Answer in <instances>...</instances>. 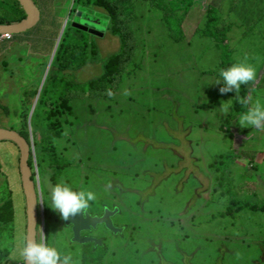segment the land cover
<instances>
[{
	"label": "rangeland",
	"instance_id": "1",
	"mask_svg": "<svg viewBox=\"0 0 264 264\" xmlns=\"http://www.w3.org/2000/svg\"><path fill=\"white\" fill-rule=\"evenodd\" d=\"M108 1L118 11L127 47L118 71L97 90L83 83L101 72L93 57L82 69L59 70L83 86L47 85V79L63 37L90 46L96 36L103 59L118 50L102 10L83 15L86 7L75 0H45L47 15L42 12L33 28L0 35V128L26 130L34 145L29 164L47 243L70 253L75 264H264V211L255 207L264 204V129L242 126L240 117L229 124L241 88L238 95L221 93L223 81L215 82L226 68L222 43L206 32L207 5L219 10L217 28L228 27L232 58L247 61L260 41L244 40L247 21L232 28L229 0H188L189 9H173L169 0ZM19 12L16 0H0L6 22ZM73 21L103 34L79 33ZM256 25L264 29V15ZM254 69L262 77L250 82V107L264 105V87L257 84L264 64ZM222 103L229 106L227 115ZM235 125L248 137L237 141L226 171L232 195L218 168L219 157L234 150ZM20 159L14 142L0 141V205L12 198L15 209V228H0V264H22L10 259L19 256L27 232ZM58 182L94 191L87 209L92 215L118 208L113 220L123 232L99 225L83 234L101 245L72 242L71 226L50 207L49 185ZM236 194L254 206L235 204Z\"/></svg>",
	"mask_w": 264,
	"mask_h": 264
},
{
	"label": "trees",
	"instance_id": "2",
	"mask_svg": "<svg viewBox=\"0 0 264 264\" xmlns=\"http://www.w3.org/2000/svg\"><path fill=\"white\" fill-rule=\"evenodd\" d=\"M17 1L18 8H19V15L18 19L14 20L13 22H6L5 18L6 16L0 17V24L2 23H15L17 21H21L23 18L27 16L26 12L24 9L20 6V3ZM170 4L172 5L173 9H177L179 7H185L186 9H189L193 6V1H188V0H169ZM75 4L82 7H86L85 9H82V14L84 15L85 12L87 13L88 9H91V6H98L102 11L105 13V15H108V21H109V31L112 34L117 35L119 39V48L116 52H111L107 54L109 57L103 59L102 57V51L100 48V45L98 43L97 37L94 36L93 39L91 40L90 46L87 44L86 40H83V43H77L73 42L70 40H67L66 38H62L56 54H55V68L52 71V73L49 74L48 79H47V85H50L51 83H60L64 82L65 85L73 87V86H83L88 88V89H93L97 90L102 87L104 82L110 78L115 72L118 71V66L119 62L126 52V47H127V39L123 35L121 28L117 25V17H118V11L116 8L108 1V0H75ZM75 9V7H73ZM79 9L76 8V13ZM22 12V13H21ZM206 12H207V35L215 38L217 41L222 43V65L225 68L230 67L232 64L240 62L234 58H232V52L229 49L228 46V38L226 36V31L228 27H225L223 29H218L217 24L221 18L219 10L216 6L209 4L206 7ZM77 28V27H76ZM77 31L80 33V31H85L81 28H77ZM89 47L91 49H89ZM89 53V54H88ZM96 60L101 64V72L90 79H88L86 82H83L82 84L75 83V82H70L73 81V79L70 76H65L62 75L59 70H76V69H82L88 62L92 61L91 59ZM103 59V60H102ZM251 88H250V83L241 85V96L237 100L235 104V110L234 113L232 114L229 124H232L233 121L241 117L243 113L247 111V109L251 105ZM248 100L249 103L245 105L242 103L243 100ZM25 118L23 119L24 121L26 120V115H24ZM234 127L231 126L230 132L233 137H235V132L233 130ZM21 135L25 138V140L30 143V136L28 131L24 130L20 132ZM237 150L234 148L233 152L230 155H225L219 157L221 161L219 162V165L221 168H218L220 170L221 177L220 181L222 182V186L226 189V191L230 194H234L233 189L231 188V181L227 178V168L229 167L230 163L234 161L235 154ZM30 160H33V156L31 154ZM32 162V161H31ZM30 162V165L32 164ZM31 167V166H30ZM21 173V169H20ZM34 180V177H32ZM235 204L240 205L241 207H251L254 206L250 204L248 201H242L239 198L236 197L233 199ZM256 209H261L264 211V204L261 206L256 205ZM26 212H27V206H26ZM4 226V227H3ZM5 228V230L11 228H15V209H14V201L12 198H9L5 200L1 205H0V228ZM264 255V252H262ZM223 257V255H221ZM217 264H222L221 262H217Z\"/></svg>",
	"mask_w": 264,
	"mask_h": 264
},
{
	"label": "clouds",
	"instance_id": "3",
	"mask_svg": "<svg viewBox=\"0 0 264 264\" xmlns=\"http://www.w3.org/2000/svg\"><path fill=\"white\" fill-rule=\"evenodd\" d=\"M10 35L12 36L13 34L10 33ZM220 77L221 79L215 81L217 84L223 81L224 86L220 88V92L227 93L235 90L238 95L241 85L255 81L256 71L250 64L237 62L226 69H222L220 71ZM107 94L112 96L114 93L109 90ZM242 103L247 105L249 101L245 99ZM228 108V105L222 103L221 111L225 115L228 113ZM239 123L242 126L264 129V105L257 101L241 115ZM31 154L33 156V150ZM49 192L51 198L50 207L60 213L61 218L64 220H68L78 213L85 212L89 208L90 202L96 199V193L94 191L84 188L74 189L65 182L50 184ZM18 253V257L11 256L10 259L19 260L22 264H75L70 253H61L56 247L47 243L43 230L36 225L30 211L28 229L20 238Z\"/></svg>",
	"mask_w": 264,
	"mask_h": 264
},
{
	"label": "water",
	"instance_id": "4",
	"mask_svg": "<svg viewBox=\"0 0 264 264\" xmlns=\"http://www.w3.org/2000/svg\"><path fill=\"white\" fill-rule=\"evenodd\" d=\"M22 8L26 12L27 16L21 21L13 24H0V35L5 33H19L32 26H34L40 18V10L36 6L33 0H18ZM73 25L87 30L93 34L102 35L98 33L97 29L86 26L82 23L73 22ZM61 39V36L59 40ZM8 140L14 142L20 150V169L22 177V186L26 195V206H27V229H28V218L29 211L31 216L34 218L36 225L39 223L38 216V195L35 188L34 180L32 179V170L29 165V159L34 145L30 141L28 143L25 138L16 130L8 128H0V141ZM118 213V208L109 209L105 208L104 213L101 216L92 215L88 210L76 214L70 217L68 220H64L65 225L71 226L72 238L71 241L80 244L93 243L95 246L101 245V241L93 236L84 235L85 231H92L97 229L99 225H103L108 231L113 234L122 233L124 228L115 225L113 217Z\"/></svg>",
	"mask_w": 264,
	"mask_h": 264
},
{
	"label": "crops",
	"instance_id": "5",
	"mask_svg": "<svg viewBox=\"0 0 264 264\" xmlns=\"http://www.w3.org/2000/svg\"><path fill=\"white\" fill-rule=\"evenodd\" d=\"M34 1V0H33ZM39 3V10H40V18L39 19H43L44 16H46L47 14L44 13V7H45V0H36ZM53 0H51L52 2ZM229 4H230V15L233 14L232 16V28L236 26L237 21H247L248 26L246 29L242 30V34H246V36L244 37V40L246 41L247 38H250L251 41H253L254 39H257L258 41H260V44L254 48L253 50H250V58L246 59L247 61L241 60L243 63H247L250 64L253 68L257 65H261L264 64V34L262 37H260L261 32H264V29L257 26L256 25V21L262 16L264 15V0H229ZM37 6V5H36ZM93 8L98 9V10H102L100 9V7L98 6H91V9H88L87 12L91 11ZM42 12L44 13V16L42 15ZM82 12V11H81ZM239 19V20H237ZM12 24V23H11ZM32 27L19 32V33H12L13 35L16 34H23L25 33L27 30H30ZM231 35V42L233 40V33H230ZM41 45V44H40ZM234 51H236V49H234ZM237 52V51H236ZM262 52V53H261ZM242 59L241 57H239L238 60ZM256 79H260L262 77V75L260 77H258V75H256ZM257 84H262V87H264V79L259 80L257 82ZM260 95H258L257 99L259 98ZM240 126L235 125V127L233 128L235 134V137H233L231 135L230 140H231V144L234 145V148L238 149L239 145L237 141H240L242 137H248L245 135H242L241 132L242 130L239 129ZM258 129V128H256ZM231 134V132H230Z\"/></svg>",
	"mask_w": 264,
	"mask_h": 264
},
{
	"label": "built area",
	"instance_id": "6",
	"mask_svg": "<svg viewBox=\"0 0 264 264\" xmlns=\"http://www.w3.org/2000/svg\"><path fill=\"white\" fill-rule=\"evenodd\" d=\"M10 36H11L10 33L3 34V37H10Z\"/></svg>",
	"mask_w": 264,
	"mask_h": 264
},
{
	"label": "flooded vegetation",
	"instance_id": "7",
	"mask_svg": "<svg viewBox=\"0 0 264 264\" xmlns=\"http://www.w3.org/2000/svg\"><path fill=\"white\" fill-rule=\"evenodd\" d=\"M104 213V212H103ZM115 223V222H114ZM105 230H107L105 227H103ZM107 232H108V230H107Z\"/></svg>",
	"mask_w": 264,
	"mask_h": 264
}]
</instances>
